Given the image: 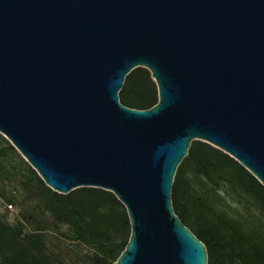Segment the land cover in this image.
<instances>
[{"label":"water","instance_id":"obj_1","mask_svg":"<svg viewBox=\"0 0 264 264\" xmlns=\"http://www.w3.org/2000/svg\"><path fill=\"white\" fill-rule=\"evenodd\" d=\"M157 102L122 104L135 67ZM0 134L61 194L112 192V264H207L171 188L193 140L264 186V0H0Z\"/></svg>","mask_w":264,"mask_h":264},{"label":"trees","instance_id":"obj_2","mask_svg":"<svg viewBox=\"0 0 264 264\" xmlns=\"http://www.w3.org/2000/svg\"><path fill=\"white\" fill-rule=\"evenodd\" d=\"M118 95L122 104L137 109L150 108L158 99L156 84L149 70L142 66L133 68L125 76ZM0 138L16 153L3 135L0 134ZM29 169L33 178L21 182V189L25 192L24 200L30 205L14 224L0 220V264H63L62 252L55 255L49 245L46 234L49 225L56 229L63 227L62 234L67 239L85 247L84 252H76L74 264L116 261L130 235L126 209L116 196L98 187H79L61 194L46 186L32 167ZM188 172L203 184L216 187L225 184L230 189L246 191L262 204L264 186L228 154L204 141L193 140L176 169L171 188L173 210L204 243L207 264H264V247L250 242L232 224L213 221L200 213L194 215L192 209L204 204L193 193L186 176ZM0 196L5 205L15 203L14 195L0 193ZM23 221L33 225L24 230ZM72 252L73 249L67 248V253Z\"/></svg>","mask_w":264,"mask_h":264},{"label":"rangeland","instance_id":"obj_3","mask_svg":"<svg viewBox=\"0 0 264 264\" xmlns=\"http://www.w3.org/2000/svg\"><path fill=\"white\" fill-rule=\"evenodd\" d=\"M0 149L3 152V156L0 157V193L15 196V203L12 205H5L4 198L0 196V220L14 224L21 219L27 205H30L24 200L25 192L21 189L23 188L21 182L33 178V173L29 169L31 166L17 156L18 151L15 150L14 153L9 150L7 143L1 138ZM186 176L193 193L199 196L204 204V207H192L194 215L200 213L213 221H227L250 242L264 247V204L246 191L230 189L225 184L216 187L200 183L192 172H188ZM31 225L32 222L29 224L23 221L24 230L31 228ZM63 232V227L56 229L49 225L46 231L49 245L54 249L55 255L62 252L63 264H74L76 252H84L85 247L67 239ZM67 248L73 249V252L67 253Z\"/></svg>","mask_w":264,"mask_h":264}]
</instances>
